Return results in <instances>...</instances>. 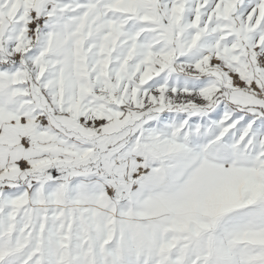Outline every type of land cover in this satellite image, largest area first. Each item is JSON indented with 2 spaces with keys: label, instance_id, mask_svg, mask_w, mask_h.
<instances>
[{
  "label": "snow or ice",
  "instance_id": "6c2138e0",
  "mask_svg": "<svg viewBox=\"0 0 264 264\" xmlns=\"http://www.w3.org/2000/svg\"><path fill=\"white\" fill-rule=\"evenodd\" d=\"M0 264H264V0H0Z\"/></svg>",
  "mask_w": 264,
  "mask_h": 264
}]
</instances>
